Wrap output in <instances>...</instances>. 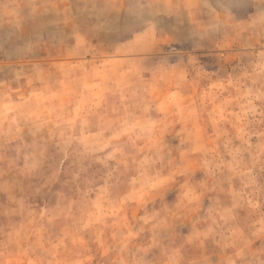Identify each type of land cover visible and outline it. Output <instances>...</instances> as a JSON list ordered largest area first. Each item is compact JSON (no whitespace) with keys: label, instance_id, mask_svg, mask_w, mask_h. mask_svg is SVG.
Listing matches in <instances>:
<instances>
[{"label":"rangeland","instance_id":"1","mask_svg":"<svg viewBox=\"0 0 264 264\" xmlns=\"http://www.w3.org/2000/svg\"><path fill=\"white\" fill-rule=\"evenodd\" d=\"M0 264H264V0H0Z\"/></svg>","mask_w":264,"mask_h":264}]
</instances>
